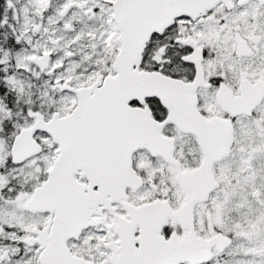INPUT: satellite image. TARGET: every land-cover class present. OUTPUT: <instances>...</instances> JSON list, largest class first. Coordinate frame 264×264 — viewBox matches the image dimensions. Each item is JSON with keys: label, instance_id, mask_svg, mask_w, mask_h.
Listing matches in <instances>:
<instances>
[{"label": "snow or ice", "instance_id": "1", "mask_svg": "<svg viewBox=\"0 0 264 264\" xmlns=\"http://www.w3.org/2000/svg\"><path fill=\"white\" fill-rule=\"evenodd\" d=\"M0 264H264V0H0Z\"/></svg>", "mask_w": 264, "mask_h": 264}]
</instances>
